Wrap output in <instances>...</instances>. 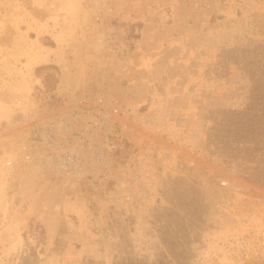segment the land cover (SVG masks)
I'll return each mask as SVG.
<instances>
[{
  "label": "rangeland",
  "instance_id": "1",
  "mask_svg": "<svg viewBox=\"0 0 264 264\" xmlns=\"http://www.w3.org/2000/svg\"><path fill=\"white\" fill-rule=\"evenodd\" d=\"M261 101L264 0H0V264H264Z\"/></svg>",
  "mask_w": 264,
  "mask_h": 264
},
{
  "label": "trees",
  "instance_id": "2",
  "mask_svg": "<svg viewBox=\"0 0 264 264\" xmlns=\"http://www.w3.org/2000/svg\"><path fill=\"white\" fill-rule=\"evenodd\" d=\"M38 70H46V71H53L56 72V74H58L59 72V68L57 65L55 64H46V65H41L39 67H37V71ZM55 74V73H54ZM49 77V76H48ZM45 78L44 77V84L45 87L47 89H50L51 91H53L56 88V85L59 81L58 76L57 77H49V78ZM261 105H264V101H261L260 103ZM257 118L259 119L258 121H255L256 125L254 128H252V132H255L254 135H249L251 141L249 142V144H253L255 146L258 145V141H260L263 137V141H264V106H262L261 110H260V114L257 115ZM254 147V146H253ZM264 149V146H261ZM41 233L45 235V230L42 228Z\"/></svg>",
  "mask_w": 264,
  "mask_h": 264
},
{
  "label": "built area",
  "instance_id": "3",
  "mask_svg": "<svg viewBox=\"0 0 264 264\" xmlns=\"http://www.w3.org/2000/svg\"><path fill=\"white\" fill-rule=\"evenodd\" d=\"M72 160H73L72 155H70L69 160L66 158L65 162H69V161H72ZM222 184H225V182H222Z\"/></svg>",
  "mask_w": 264,
  "mask_h": 264
}]
</instances>
